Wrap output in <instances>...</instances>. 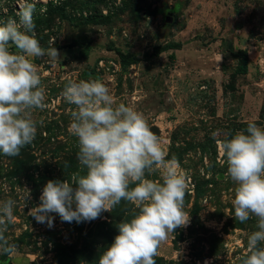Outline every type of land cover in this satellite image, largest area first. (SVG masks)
I'll list each match as a JSON object with an SVG mask.
<instances>
[{"label":"rangeland","instance_id":"1","mask_svg":"<svg viewBox=\"0 0 264 264\" xmlns=\"http://www.w3.org/2000/svg\"><path fill=\"white\" fill-rule=\"evenodd\" d=\"M17 10L16 0H0V23L18 19ZM34 22L41 46L60 56L33 59L47 104L32 112L35 140L17 156L0 153V203L15 202L4 233L15 247L0 251V264H98L117 225L139 212L122 200L90 222L52 213V227L29 215L49 180L86 172L68 130L75 109L62 97L68 80H99L117 104L142 113L188 179L189 223L168 234L156 264H242L256 219L235 220L236 184L217 141L246 132L249 122L264 129V0H47L36 4ZM241 49L250 59L244 74L245 56H233ZM146 178L161 181L158 172Z\"/></svg>","mask_w":264,"mask_h":264},{"label":"clouds","instance_id":"2","mask_svg":"<svg viewBox=\"0 0 264 264\" xmlns=\"http://www.w3.org/2000/svg\"><path fill=\"white\" fill-rule=\"evenodd\" d=\"M37 3L46 5L47 0H16L18 19L0 23V153L10 157L33 143L37 121L32 112L47 107L33 59L47 55L54 62L60 56L56 47L45 49L36 38ZM46 11V7L40 9ZM62 97L75 106L68 130L77 138V158L86 172L73 173L71 182L49 180L40 204L29 215L49 227L53 226L52 213L63 222H90L127 201L139 212L117 225L119 233L98 264H156L154 257L168 234L189 223L184 211L189 189L186 175L166 159L159 136L143 114L131 105L117 104L103 82L68 80ZM217 143L221 162L227 164L226 176L236 184L235 220L256 219L257 230L248 236L242 264H264V247L260 246L264 244V129L249 122L246 132ZM156 172L161 181L146 178ZM14 204L11 199L0 203V251L8 255L15 246L4 233L14 222Z\"/></svg>","mask_w":264,"mask_h":264},{"label":"trees","instance_id":"3","mask_svg":"<svg viewBox=\"0 0 264 264\" xmlns=\"http://www.w3.org/2000/svg\"><path fill=\"white\" fill-rule=\"evenodd\" d=\"M119 54H121L119 52ZM123 55V54H121ZM234 57H241V56H245V60L243 59V63L239 66V70H238V73H247L248 71V65H249V62H250V59L248 57V52H246V50H238L237 52H235V54H233Z\"/></svg>","mask_w":264,"mask_h":264},{"label":"water","instance_id":"4","mask_svg":"<svg viewBox=\"0 0 264 264\" xmlns=\"http://www.w3.org/2000/svg\"><path fill=\"white\" fill-rule=\"evenodd\" d=\"M166 21L170 23L172 21V18L171 17H167Z\"/></svg>","mask_w":264,"mask_h":264},{"label":"crops","instance_id":"5","mask_svg":"<svg viewBox=\"0 0 264 264\" xmlns=\"http://www.w3.org/2000/svg\"><path fill=\"white\" fill-rule=\"evenodd\" d=\"M250 63V62H249Z\"/></svg>","mask_w":264,"mask_h":264}]
</instances>
